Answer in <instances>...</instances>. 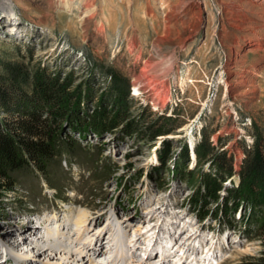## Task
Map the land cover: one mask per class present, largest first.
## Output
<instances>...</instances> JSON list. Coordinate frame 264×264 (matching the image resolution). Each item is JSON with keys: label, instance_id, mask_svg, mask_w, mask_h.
Instances as JSON below:
<instances>
[{"label": "rangeland", "instance_id": "rangeland-1", "mask_svg": "<svg viewBox=\"0 0 264 264\" xmlns=\"http://www.w3.org/2000/svg\"><path fill=\"white\" fill-rule=\"evenodd\" d=\"M141 71L152 90L134 85ZM38 73L70 103L44 169L11 172L12 189L0 173V264H105L112 232L126 255L113 264H190L203 250L263 263V208L231 191L264 137V0H0V76L27 77L0 103L2 131L39 104ZM221 153L233 169L215 200L202 183L224 172Z\"/></svg>", "mask_w": 264, "mask_h": 264}, {"label": "trees", "instance_id": "trees-1", "mask_svg": "<svg viewBox=\"0 0 264 264\" xmlns=\"http://www.w3.org/2000/svg\"><path fill=\"white\" fill-rule=\"evenodd\" d=\"M21 75L0 76L1 104L6 105L10 100L8 95L12 92L11 88L19 86L17 82L25 81L27 78L25 75ZM32 81V92L39 104L25 110L21 116L15 118L13 122L9 123L6 131L0 129V173L4 177L7 187L11 189L16 187L10 177L11 172L24 169L27 166H35L43 170L48 161L56 154L55 146L58 145V135L54 125L64 115V111L70 103L69 92L66 91L63 84L51 76L38 73ZM43 106L51 111V118L44 117ZM218 157L221 166L225 165L224 172L205 174L202 183L205 194L215 200L223 189L226 176L231 175L233 169L231 159L227 158L225 154L221 153ZM245 191L249 196L245 195ZM231 192L234 200L247 199L252 212L258 206L264 211L263 136H257L252 150L245 160L241 185ZM259 227L264 233V216L260 218Z\"/></svg>", "mask_w": 264, "mask_h": 264}, {"label": "bare ground", "instance_id": "bare-ground-1", "mask_svg": "<svg viewBox=\"0 0 264 264\" xmlns=\"http://www.w3.org/2000/svg\"><path fill=\"white\" fill-rule=\"evenodd\" d=\"M157 79H156V77L155 76H152L150 79H146V75L145 74H143V72L141 71V75L140 76H137L136 78H135V83H134V85L137 87V88H139V86H141V85H143L144 86V90H152L154 87H155V83L154 82H157L156 81ZM142 83V84H141ZM54 212V211H53ZM57 213V212H56ZM56 213H53L52 215H54V214H56ZM46 216V215H45ZM82 217H80L78 220H77V225H83V222H84V219H85V216H86V214L84 213L83 215H81ZM54 217V216H53ZM55 218H57V217H55ZM47 224V223H46ZM111 225V224H110ZM52 226V225H51ZM79 229V228H78ZM81 231L82 230H79V233L81 234ZM113 231V230H112ZM76 234V233H75ZM138 235V234H137ZM43 236H45L44 234H43ZM22 237V244H23V241H25V238L23 237V236H21ZM110 237V239H109V241L107 242V244H109V246H108V248L105 250V252L106 253H108L106 256H105V258L108 256V259L107 260H110V259H112L111 258V256H113L114 257V259H113V261L115 260L116 262H124L125 260H126V255H125V251L123 250V249H121V245L119 246V243H121V241H120V238L119 237H116L115 238V234H114V232H112V234H111V236H109ZM135 238H138V237H135ZM50 241V242H49ZM98 241H102V240H100V238L98 239ZM140 241V240H139ZM139 241H135V243L136 244H138L139 245ZM51 240H48V243L47 244H42L41 245V248L42 249H45L46 247H48V246H50L51 244ZM157 243V242H156ZM30 244H32L33 245V243H30ZM140 244H141V242H140ZM36 245L37 246H39V243H36ZM92 245V247H96V246H94V244H91ZM135 245V244H134ZM137 246V245H136ZM155 244L153 245V246H151V244H149V245H147V247H149V248H151V249H148V251L150 250L151 252H152V250H153V248H155ZM163 247V246H162ZM162 247L160 248V249H162ZM81 250V249H80ZM165 250H166V248H165ZM26 251V250H25ZM149 251V252H150ZM71 252H72V250H71ZM74 252V251H73ZM72 252V253H73ZM148 252V253H149ZM169 252V251H168ZM137 253V252H136ZM165 253V251L164 250H162V251H159L158 252V256L161 258V256L163 255ZM166 255V254H165ZM184 255H185V253H184ZM97 257L98 255H96L95 254V252L92 254V256H91V258H92V260H93V258L94 257ZM90 256H87V259H88V262L90 261V258H89ZM148 257V256H147ZM154 257H157V254L154 256ZM166 257V256H165ZM169 257V256H168ZM142 258V257H141ZM144 258V257H143ZM195 258H196V260H197V256H195ZM188 259V258H187ZM76 260H80V258L78 257ZM164 261H165V264L166 263H168L169 261L168 260H166V259H163ZM194 260V259H193ZM113 261L112 262H110V261H106L105 262V264H113ZM178 261V260H177ZM198 261V260H197ZM190 262V264H191V261H189ZM31 263V262H30ZM29 263V261H25V260H23L22 262H21V264H30ZM127 263H129V262H126V264ZM161 263H163L162 261H161ZM161 263H159V264H161ZM89 264H92V263H89ZM98 264H104L102 261L101 262H99ZM132 264V263H131ZM193 264V263H192ZM194 264H196V262L194 263ZM206 264V263H205Z\"/></svg>", "mask_w": 264, "mask_h": 264}]
</instances>
